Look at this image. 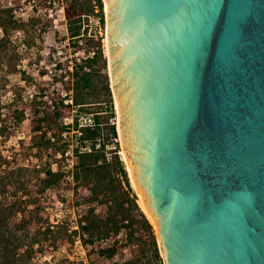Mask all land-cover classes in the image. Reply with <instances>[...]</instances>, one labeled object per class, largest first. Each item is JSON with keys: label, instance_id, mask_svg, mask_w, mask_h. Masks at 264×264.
Returning a JSON list of instances; mask_svg holds the SVG:
<instances>
[{"label": "water", "instance_id": "1", "mask_svg": "<svg viewBox=\"0 0 264 264\" xmlns=\"http://www.w3.org/2000/svg\"><path fill=\"white\" fill-rule=\"evenodd\" d=\"M105 3L122 146L167 264H264V0Z\"/></svg>", "mask_w": 264, "mask_h": 264}, {"label": "trees", "instance_id": "2", "mask_svg": "<svg viewBox=\"0 0 264 264\" xmlns=\"http://www.w3.org/2000/svg\"><path fill=\"white\" fill-rule=\"evenodd\" d=\"M27 4L62 5L73 56L57 64L58 69H64L60 91L41 81L30 97L16 93L7 103V111L0 110V141L28 119L30 143L39 156L59 154L64 158L72 146L77 160L68 171L74 195H81L78 187L85 186L89 195L84 200L89 206L76 217L75 224L69 217L51 221L49 198L44 194L49 189L59 192L67 184L68 171L57 159V169L49 159L41 167L14 163L0 150V264H63L65 260L69 264H164L153 224L138 203L119 154L117 127L111 120L115 110L99 33L105 23L103 0H0V68H5L6 81L9 73L19 70L15 61L19 50L11 36L24 30L26 24L14 11ZM91 16L99 25L89 33ZM28 22L38 36L53 27L49 17L33 16ZM31 42L33 38L29 42L24 37L26 49ZM65 118H71V122ZM94 202L106 206L105 215L95 211L90 205ZM122 231L131 257L110 261L121 244L118 236ZM108 240L110 243L99 247L93 258L87 253L86 259L65 257L55 261L53 256L62 246L70 249L77 242L94 246Z\"/></svg>", "mask_w": 264, "mask_h": 264}, {"label": "rangeland", "instance_id": "3", "mask_svg": "<svg viewBox=\"0 0 264 264\" xmlns=\"http://www.w3.org/2000/svg\"><path fill=\"white\" fill-rule=\"evenodd\" d=\"M105 8V3L103 0V9ZM14 14L17 18L22 19L26 24L24 30H19L13 32L11 39L19 50L17 58H15L17 69L15 73L8 74V81L5 78V68H0V110L7 111V103L14 96V94L19 93L24 98L30 97L31 94L35 93L39 82L46 81L48 84H53L57 90H61L60 73L64 72V69H58L57 64L63 62L65 58L71 59L73 56L72 44L66 33V20L64 17V12L62 5H19ZM105 23L103 27L99 28V33L102 36V46L104 55L107 58V69L109 75V81L111 79L108 67V53H107V21L106 12ZM33 16H42L43 18L49 17L52 20L53 27L49 28L45 32H42L40 36L36 32L32 31L31 23L28 19ZM89 29L88 32H93L96 26L99 25L96 18L92 17L88 20ZM27 37L28 41L31 38L34 42H31V47L26 49L23 44L24 37ZM30 37V38H28ZM82 43V41H81ZM83 45V43H82ZM70 65V64H69ZM6 86V87H4ZM113 96V104L115 110V116L111 118L117 127V110L115 103V95ZM44 108V105H42ZM66 122H71V118H65ZM89 122V119H86ZM84 120V122H86ZM73 132L71 133V135ZM118 134V131H117ZM31 131L30 123L28 119H24L20 122L14 130V133L9 137L5 138L4 141H0V150L3 154L9 155L14 160V163L19 164H30L41 167L45 159H49L52 162L54 169H57V164L55 159L63 166L65 170H72L77 158L72 153V146L68 148L64 158L57 156H39L37 154V149L32 147L30 143ZM72 139V138H70ZM119 141V154L121 149V142ZM53 157H56L53 159ZM65 179L67 184H64L59 192H53L52 190H47L45 196L49 198L48 214L51 221H58L64 217H69L71 224H75L76 217L83 213L89 206L85 202L84 197L89 195V190L85 186H79L78 191L81 195L77 198L74 195V183L71 178V173L66 172ZM93 205L95 211L98 214H106V206L100 204L99 202H94ZM120 240V246L116 251L113 259L110 261H123L131 257L130 247L125 240V233L122 231L118 236ZM110 241L106 242H96L94 246H83L80 243H76L75 246H71L70 249L67 247H60L53 254L55 261H61L65 257L69 259L81 258L86 259L87 253L90 257H95L97 255V249L101 246H106ZM160 254L164 260V257L160 251ZM58 264H62L59 263ZM63 264H69L67 260Z\"/></svg>", "mask_w": 264, "mask_h": 264}, {"label": "bare ground", "instance_id": "4", "mask_svg": "<svg viewBox=\"0 0 264 264\" xmlns=\"http://www.w3.org/2000/svg\"><path fill=\"white\" fill-rule=\"evenodd\" d=\"M104 3H105V0H104ZM104 9H105V12H106V3H105V8ZM105 41L107 43V40H105ZM107 45H108V43H107ZM106 48H107V53H108V46ZM108 55H109V53H108ZM111 82H112V77H111ZM115 103H116V110H117V131H118V136H119V139H120V142H121V150H120V153H121L122 159H123V161L125 163V167H126V170L128 172V176H129V179H130V183H131L133 189L135 190V192L137 194L138 203H139L140 207L142 208V210L147 215V217L149 218V220L151 221V223L153 224V227L155 229V233H156V236H157V240H158V245L160 247V251H161V253H162L163 257H164L165 264H167V262H166V252H165V249H164V247L162 245V241H161L160 227L157 224V222L154 220V218L151 216V214L148 212V210H147V208L145 206V203H144L142 191L136 186V184L134 183V181L132 179L131 173H130V169H129V166H128L127 159L125 157V153H124L123 146H122V141H121L120 127H119L118 104H117V101H116V97H115Z\"/></svg>", "mask_w": 264, "mask_h": 264}, {"label": "built area", "instance_id": "5", "mask_svg": "<svg viewBox=\"0 0 264 264\" xmlns=\"http://www.w3.org/2000/svg\"><path fill=\"white\" fill-rule=\"evenodd\" d=\"M89 121H90V119H89Z\"/></svg>", "mask_w": 264, "mask_h": 264}]
</instances>
